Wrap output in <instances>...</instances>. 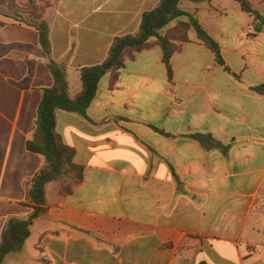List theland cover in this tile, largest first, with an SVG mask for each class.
I'll use <instances>...</instances> for the list:
<instances>
[{
  "label": "crops",
  "instance_id": "1",
  "mask_svg": "<svg viewBox=\"0 0 264 264\" xmlns=\"http://www.w3.org/2000/svg\"><path fill=\"white\" fill-rule=\"evenodd\" d=\"M158 1L0 0V243L33 213L26 193L44 159L26 144L41 142L44 91L61 92L51 66L73 97L80 71ZM180 7L230 71L190 35L170 76L153 47L99 81L86 117L57 110L82 181L66 196L45 186L28 238L1 264H264V94L253 90L264 86V24L233 0Z\"/></svg>",
  "mask_w": 264,
  "mask_h": 264
},
{
  "label": "trees",
  "instance_id": "2",
  "mask_svg": "<svg viewBox=\"0 0 264 264\" xmlns=\"http://www.w3.org/2000/svg\"><path fill=\"white\" fill-rule=\"evenodd\" d=\"M11 2L12 0H5ZM183 0H159L158 4L141 16L140 25L135 34L117 37L113 40L105 60L96 66L80 71L81 89L73 97L66 91L64 75L55 65L51 66L55 82L61 92L45 90L38 107L37 129L41 142H27L26 149L39 154L44 159L43 167L34 175L32 186L26 193V200L33 207V213L23 221H12L3 233L0 243V264L12 252L21 250L29 236V228L39 213V207L45 203V186L48 183L59 184L58 193L61 196L71 194L72 187L79 184L83 178V168L74 163V150L66 146L56 131L55 113L62 110L86 117V112L96 97L99 81L107 74L115 79L127 60H132L136 54L159 47L162 51V62L171 75V56L179 52L182 43L190 40L208 49L217 65L226 72L229 68L221 55L220 46L200 26L192 13L185 12L180 3ZM201 2L203 0H188ZM240 10L259 23L264 24L260 13L253 9L248 0H233ZM35 16L36 13L32 12ZM41 44L45 48L46 35L41 32ZM259 94H264V86L253 88ZM195 137V136H194ZM203 264V263H201Z\"/></svg>",
  "mask_w": 264,
  "mask_h": 264
},
{
  "label": "rangeland",
  "instance_id": "3",
  "mask_svg": "<svg viewBox=\"0 0 264 264\" xmlns=\"http://www.w3.org/2000/svg\"><path fill=\"white\" fill-rule=\"evenodd\" d=\"M250 2L255 9L264 14V2L261 3V0H250Z\"/></svg>",
  "mask_w": 264,
  "mask_h": 264
}]
</instances>
